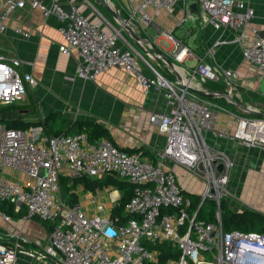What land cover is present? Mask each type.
<instances>
[{"label":"built area","instance_id":"obj_1","mask_svg":"<svg viewBox=\"0 0 264 264\" xmlns=\"http://www.w3.org/2000/svg\"><path fill=\"white\" fill-rule=\"evenodd\" d=\"M140 1L141 19L150 23L152 17L146 8L172 11L181 0ZM26 6L41 8L46 17L54 15L63 23L65 42L59 50L67 55L77 53L79 77L95 80L108 69L118 67L134 75L145 92L153 87L163 89L169 110L153 113L151 123L167 140L153 161L119 148L106 137L91 141L87 132L47 135L42 127L11 128L0 121V168H12L29 178L22 183L0 173V199L13 201L17 206L24 204L28 217L37 216L52 223L49 242L42 251H18L0 245V264H16L18 252L39 260L57 258L60 264L155 263L158 254L149 244L166 241L175 243L180 255L165 264H264V231L223 229L221 200L229 194L235 163L208 141V135H212L264 148V117L244 110L243 114H236L216 100L223 93L233 98L238 94L237 70L201 60L194 69L199 81H170L149 62L140 64L132 49L123 48L118 30L108 33L102 22H93L77 3L64 4L59 0L48 5L43 0H0V40L11 14ZM237 6L243 4L235 0H202L200 16L216 29H234L237 33L233 38L218 40L216 45H241L246 61L264 75V36L252 25L254 11L249 8L241 12ZM16 32L25 38L31 36L22 27H16ZM166 35L172 38L171 33ZM192 53L179 42L172 51L179 62ZM21 66L19 58L7 56L0 46V105L19 101L36 83L30 72L20 71ZM144 67L151 71L150 75ZM221 79L226 91L212 92L215 98L194 91L206 90L204 82ZM222 112L231 115L230 121L235 122L233 131L227 125L217 127ZM178 166L205 183L203 199L196 210L180 183L183 173L177 172ZM63 168L72 178L114 175L137 184L125 205L129 220L116 224L105 214L89 217L80 205L68 204L61 196ZM208 198L219 206L214 222L197 217ZM166 208L173 211L165 213Z\"/></svg>","mask_w":264,"mask_h":264},{"label":"crops","instance_id":"obj_2","mask_svg":"<svg viewBox=\"0 0 264 264\" xmlns=\"http://www.w3.org/2000/svg\"><path fill=\"white\" fill-rule=\"evenodd\" d=\"M52 1L43 0L46 5ZM59 1L64 4L77 3L93 22H102L108 33L118 30L122 35L120 45L132 49L140 64L145 65V61L149 62L140 52V46L155 49V62L160 66L157 70L170 81L181 84L189 79L194 83L199 81L200 77L194 75V69L201 60H207L221 68L236 69L238 94L234 98L241 103H243L241 97L248 101L251 99L245 105L264 112V93L259 89L264 75L258 74L246 61L241 45L236 43L216 45L218 40L231 39L237 32L234 29H216L212 24L206 23L200 16L202 0H181L172 11L160 8L155 12L148 7L145 12L152 17L150 23L141 19V13L138 11L140 0ZM235 3L243 4V7H236L238 11L242 12L249 8L254 11L252 25L264 36V0H235ZM110 8L119 17H123L125 23L136 34L151 43L135 39ZM133 11L138 12L134 14ZM62 25L56 16L46 17L41 8L30 6L16 10L8 18L6 33L0 40L2 51L9 57L19 58L22 62L20 71L30 72L36 83L28 87L26 95L19 101L0 105V121L6 125L7 121H44L46 122L44 133L47 135H58L60 133H57V130L72 129L76 122H98L109 130L113 139L111 141L116 146L155 161L157 153L165 147L167 137L151 123V116L155 112L169 110L164 90L153 87L145 92L134 75L118 67L108 69L95 80L79 77L77 69L80 59L77 53L67 55L59 50V46L65 42L61 32ZM16 27L28 29L31 36L28 38L21 36L16 32ZM149 28H152L151 32ZM166 33H171L172 38ZM163 40L168 43L167 46L162 45ZM176 42L188 46L193 52L183 62L176 60L172 54ZM163 56L171 57L174 64L181 65L185 73L172 71L174 66L165 61ZM144 69L147 74H151L147 67ZM203 87L210 93L226 91L223 79L218 82H204ZM216 100L229 111L243 114V109L228 101L227 97H218ZM58 117H61L64 123L53 125ZM230 119V114L222 112L217 127L227 125L229 130L233 131L235 122ZM76 133L78 132H66ZM208 141L216 149L224 151L235 163L226 204L235 212L248 210L249 208L243 204L250 205L253 187L261 185L263 178L259 170L257 172L253 170L264 166V148L248 146L238 140L218 139L212 135H208ZM176 170L183 173L180 177L183 187L185 189L190 187L195 176L180 166ZM0 173L22 183L29 179L23 173L9 167L0 168ZM60 187L61 193L64 191L62 198L68 204L80 205L89 217L104 214L111 216L113 208L122 197V192L110 185L89 189L82 182L76 183L67 168H63L60 173ZM189 193L196 194V190L192 189ZM100 205L103 209L99 208ZM51 231L52 223L37 216L28 217V209L24 204L17 206L13 201H7L4 211L0 207V245L35 253L44 249L49 242ZM164 244L170 245L171 250L177 249L180 252L177 245L170 241L158 245ZM158 245L149 244L159 258L160 250L156 247ZM16 264L60 263L57 258L39 260L18 252Z\"/></svg>","mask_w":264,"mask_h":264},{"label":"trees","instance_id":"obj_3","mask_svg":"<svg viewBox=\"0 0 264 264\" xmlns=\"http://www.w3.org/2000/svg\"><path fill=\"white\" fill-rule=\"evenodd\" d=\"M47 122H49V118L47 119ZM45 123L46 122L44 121H37V122L7 121V126L19 127L22 129H29L31 127H41L42 126L43 133H44V129L46 128V126L44 125ZM53 125H55V122H53ZM82 130H86L88 132L89 138L91 141H95L102 137H106L110 140H113L109 130L98 122H90V121L76 122L74 126L72 127V129L70 128L69 130H66V129L57 130L56 132L63 134L61 132L66 131V132L74 133V132H79ZM130 153H133V152H130ZM75 182L76 183L82 182L89 189L103 188L105 186L110 185L120 190L122 192V197L119 203L113 208L111 217L114 219L116 224L125 223L126 221L129 220L130 215L126 212L125 205L129 201L130 197L133 195L135 189L138 187L137 184L133 183L132 181L128 179H120L114 175H104L101 178H91V177H88L87 175H84V176L75 178ZM185 194L188 196L192 195V197L190 196L193 201L192 207L196 210L200 204V196L194 193H189L188 191L187 192L185 191ZM6 202L7 201H0V207L3 211L5 210ZM213 202L215 203L214 200ZM204 204L200 207L197 217L199 219L206 220L207 222H212V221H209L208 217L204 213L202 214V207L204 206ZM226 205L227 204L225 203L224 204L222 203L221 205L222 225L225 231H230L234 229H239L243 231H256L253 229L255 226V219L252 216H257L260 219L261 218L264 219V216L261 213H257L250 209L235 212L231 208L228 207V209L224 211L223 206H226ZM163 211L172 212L173 209L166 208ZM258 231H264V226H262V228ZM156 247L158 248V250H160L158 261L155 263L147 262L146 264H165L170 259V257L176 258L180 255V252L177 249L171 250V246L168 244H164L162 246L158 245Z\"/></svg>","mask_w":264,"mask_h":264},{"label":"rangeland","instance_id":"obj_4","mask_svg":"<svg viewBox=\"0 0 264 264\" xmlns=\"http://www.w3.org/2000/svg\"><path fill=\"white\" fill-rule=\"evenodd\" d=\"M124 31L127 32V34H129L127 30L124 29ZM151 31H152V28H149V32H151ZM161 43L164 46L168 45V43L165 40H163ZM146 48L148 49V51L146 50ZM146 48H143L142 46H140V49H141L140 52L150 63H152L155 66V68L160 69V66L155 62V59H156L155 49H152L149 46H147ZM169 59L172 61L171 57ZM175 64L179 65L178 63H175ZM179 66H181V65H179ZM171 70L175 71V69H171ZM241 100L245 104V103H248L251 99L248 101V100H244V98L241 97ZM55 123L56 124H60V123L63 124L64 120L61 117H58L56 119ZM258 170H259V174L263 177L261 180V185H257L256 187L255 186L253 187L254 193L251 197L250 205L249 206H247L245 204H243V205H244V207H246V208L248 207L250 210L255 211L257 213H261L264 216V166H261L260 169H256V170L254 169L253 171L257 172ZM191 182H192V183H190L191 186L186 188V190H188L190 192L192 189H195L196 194L200 196V205H201V201L203 199L201 194H203V191L205 190V183H204L203 179L200 177H193ZM240 188L242 190V184H241ZM62 193H64V191ZM62 193H61V196H62ZM190 196L192 197V195H190ZM226 198H227V196H223V199L221 200V205H222V203L226 204V200H227ZM204 202H203V204H204ZM217 207H219L218 203L216 201L214 203L212 198H208V200L205 202L204 206L202 207V214L204 213L208 217L209 221L214 222L217 220L216 219ZM228 207L229 206H227V205L223 206L224 211H226L228 209ZM252 217L255 219V226L253 229L256 231L260 230L262 228V226H264V219H262V218L260 219L257 216H252ZM149 247H151V246H149Z\"/></svg>","mask_w":264,"mask_h":264},{"label":"water","instance_id":"obj_5","mask_svg":"<svg viewBox=\"0 0 264 264\" xmlns=\"http://www.w3.org/2000/svg\"><path fill=\"white\" fill-rule=\"evenodd\" d=\"M110 11L115 15V17H117V19H119L121 22H123V24L126 26V28L129 30L130 34L137 40H143L147 43H151L149 40L147 39H144V38H141L138 34H136L133 29L127 25L125 22L126 20L123 18V17H119L111 8H110ZM165 61H167L169 64L175 66L176 64H174L169 58L163 56ZM260 92L264 93V78L261 80V83H260ZM195 92H197L198 94H200L201 96H204V97H209L211 98L213 96V93H210V92H207L206 90H202V89H194ZM223 95L225 97H227L228 99H230L237 107L243 109L244 111H247V112H250L254 115H258V116H261V117H264V112H261V111H256L254 110L253 108L241 103L240 101L236 100L235 98H233L232 96L228 95L227 93H223Z\"/></svg>","mask_w":264,"mask_h":264},{"label":"bare ground","instance_id":"obj_6","mask_svg":"<svg viewBox=\"0 0 264 264\" xmlns=\"http://www.w3.org/2000/svg\"><path fill=\"white\" fill-rule=\"evenodd\" d=\"M146 50L148 51V49H146ZM174 69H175L176 71H178L179 73H181V74H184V73H185V71L183 70V68L180 67V66H178V65H175V66H174Z\"/></svg>","mask_w":264,"mask_h":264}]
</instances>
